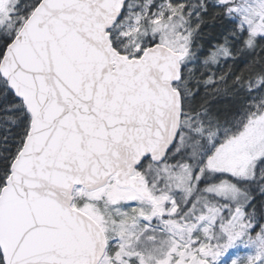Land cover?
Segmentation results:
<instances>
[{
  "label": "snow or ice",
  "instance_id": "obj_1",
  "mask_svg": "<svg viewBox=\"0 0 264 264\" xmlns=\"http://www.w3.org/2000/svg\"><path fill=\"white\" fill-rule=\"evenodd\" d=\"M0 264H264V0H0Z\"/></svg>",
  "mask_w": 264,
  "mask_h": 264
}]
</instances>
